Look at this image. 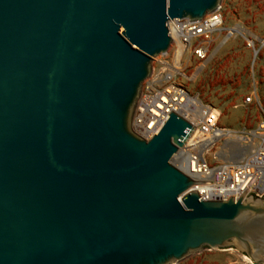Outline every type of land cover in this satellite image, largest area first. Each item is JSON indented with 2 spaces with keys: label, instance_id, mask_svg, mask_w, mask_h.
Here are the masks:
<instances>
[{
  "label": "water",
  "instance_id": "95a60500",
  "mask_svg": "<svg viewBox=\"0 0 264 264\" xmlns=\"http://www.w3.org/2000/svg\"><path fill=\"white\" fill-rule=\"evenodd\" d=\"M220 0H0V264H264V197L201 201L171 164L193 127L131 121L167 22Z\"/></svg>",
  "mask_w": 264,
  "mask_h": 264
},
{
  "label": "built area",
  "instance_id": "2783aa9c",
  "mask_svg": "<svg viewBox=\"0 0 264 264\" xmlns=\"http://www.w3.org/2000/svg\"><path fill=\"white\" fill-rule=\"evenodd\" d=\"M221 6L200 21L177 26L167 22L171 43L160 55L156 67L142 84L131 121L132 131L145 141L157 136L173 113L194 129L183 147L178 148L172 165L193 180L189 192L201 201H237L244 197H264V112L249 127L232 129L220 126V112L202 101L190 89L210 61L214 35H220L218 46L239 38L251 55L254 67L264 38L241 23L224 26ZM246 97L244 104H249Z\"/></svg>",
  "mask_w": 264,
  "mask_h": 264
},
{
  "label": "rangeland",
  "instance_id": "374dc122",
  "mask_svg": "<svg viewBox=\"0 0 264 264\" xmlns=\"http://www.w3.org/2000/svg\"><path fill=\"white\" fill-rule=\"evenodd\" d=\"M224 26L241 23L264 38V0H220ZM214 35L210 46L213 55L190 86L200 99L220 112V126L239 129L253 126L264 112V49L254 67L250 52L239 38L218 46ZM159 57L151 61L156 67ZM251 97L249 104H244ZM172 164V162H171ZM177 264H252L233 248H203Z\"/></svg>",
  "mask_w": 264,
  "mask_h": 264
},
{
  "label": "bare ground",
  "instance_id": "6f19581e",
  "mask_svg": "<svg viewBox=\"0 0 264 264\" xmlns=\"http://www.w3.org/2000/svg\"><path fill=\"white\" fill-rule=\"evenodd\" d=\"M174 160H171V162H173ZM247 258V257H246Z\"/></svg>",
  "mask_w": 264,
  "mask_h": 264
}]
</instances>
